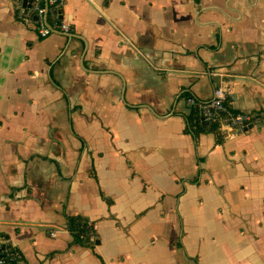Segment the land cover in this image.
I'll list each match as a JSON object with an SVG mask.
<instances>
[{
  "label": "crops",
  "instance_id": "0c3cea01",
  "mask_svg": "<svg viewBox=\"0 0 264 264\" xmlns=\"http://www.w3.org/2000/svg\"><path fill=\"white\" fill-rule=\"evenodd\" d=\"M64 14L44 38L0 0V233L20 264H264V122L194 137L185 97L224 81L231 109L264 112V0ZM66 215L94 221L92 247Z\"/></svg>",
  "mask_w": 264,
  "mask_h": 264
},
{
  "label": "built area",
  "instance_id": "2783aa9c",
  "mask_svg": "<svg viewBox=\"0 0 264 264\" xmlns=\"http://www.w3.org/2000/svg\"><path fill=\"white\" fill-rule=\"evenodd\" d=\"M16 18L23 24L32 27L41 37L51 36L53 29L71 31V24L64 14V0H13ZM53 21V26L48 23V17ZM212 76H220L219 70H211ZM230 76V74L227 72ZM228 85L226 82H217L210 98L204 99L190 94L186 102L190 109L199 114L205 124L218 123L222 137L229 138L247 133L253 126L264 122V112H244L233 110L227 103ZM91 225V220L89 222ZM56 231L51 235L56 236ZM88 236L95 241L97 235L89 230ZM19 249L12 248L8 238L0 233V264H10L22 260Z\"/></svg>",
  "mask_w": 264,
  "mask_h": 264
},
{
  "label": "trees",
  "instance_id": "16d2710c",
  "mask_svg": "<svg viewBox=\"0 0 264 264\" xmlns=\"http://www.w3.org/2000/svg\"><path fill=\"white\" fill-rule=\"evenodd\" d=\"M190 94L192 93H185V97ZM186 122V132L192 134L194 137H198L201 133H212L216 136L219 143H223L224 140L222 139V132L218 123L205 124L202 119L193 111L186 117ZM101 195L103 199L108 201L103 193H101ZM89 222V217H84L81 215H66V227L73 237L72 243H78L84 247H92L94 245L96 240L93 241L88 236V233L89 230H93L97 235V232L94 227V221L91 220V225ZM2 235L9 239L7 234L2 233ZM12 248L15 249L16 247L12 245ZM10 264H20V261Z\"/></svg>",
  "mask_w": 264,
  "mask_h": 264
},
{
  "label": "rangeland",
  "instance_id": "374dc122",
  "mask_svg": "<svg viewBox=\"0 0 264 264\" xmlns=\"http://www.w3.org/2000/svg\"><path fill=\"white\" fill-rule=\"evenodd\" d=\"M119 182L122 183L123 185H126V181L123 177L119 178ZM138 184H134L130 186V190H137ZM187 219H191V216H188Z\"/></svg>",
  "mask_w": 264,
  "mask_h": 264
}]
</instances>
